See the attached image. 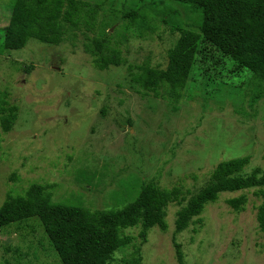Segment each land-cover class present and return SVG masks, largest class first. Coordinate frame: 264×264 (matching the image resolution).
<instances>
[{"label":"rangeland","instance_id":"1","mask_svg":"<svg viewBox=\"0 0 264 264\" xmlns=\"http://www.w3.org/2000/svg\"><path fill=\"white\" fill-rule=\"evenodd\" d=\"M12 0H0L10 4ZM102 7L95 32L69 31L63 44L30 39L0 50V106L15 108L9 131L0 108V209L8 196L38 184L52 203L93 211L120 210L143 187L179 189L190 200L217 166L250 157L241 174L264 173V82L218 87L192 69L179 103L145 96L132 79L142 68L164 71L186 30L201 33L203 12L174 0H88ZM109 38L127 65L98 70L86 38ZM130 67L132 70H129ZM259 190L224 192L178 233V213L166 208L167 229L122 231L133 241L110 264H264ZM245 196L236 211L228 202ZM0 264H62L37 218L0 229Z\"/></svg>","mask_w":264,"mask_h":264},{"label":"trees","instance_id":"2","mask_svg":"<svg viewBox=\"0 0 264 264\" xmlns=\"http://www.w3.org/2000/svg\"><path fill=\"white\" fill-rule=\"evenodd\" d=\"M174 1L202 10L201 33H182L166 70L142 68L140 73H132L133 82L145 96L160 98L161 87L167 85L169 100L179 103L193 68L218 87L241 90L264 82V0ZM101 13L102 7L88 0H12L0 4V50L23 49L30 39L60 46L70 30L95 32ZM85 41V51L98 70L127 65L121 50L109 38L87 37ZM0 108L3 128L9 131L16 109ZM250 162V157H244L220 163L210 184L188 201L179 189L168 192L148 184L134 202L111 211L54 204L52 193L35 184L25 196H8L0 209V229L37 218L62 264H110L114 254L133 241L122 231L141 225L142 238L154 227L165 231L169 205L183 206L187 202L176 222V230L181 233L195 219L196 224L202 223L199 218L205 206L216 202L219 194L257 189V195L263 198L257 220L264 233V173L257 169L243 177ZM246 203L245 196L228 202L236 211ZM176 247L180 264H184L181 246Z\"/></svg>","mask_w":264,"mask_h":264}]
</instances>
